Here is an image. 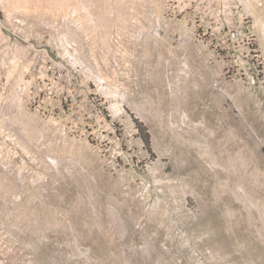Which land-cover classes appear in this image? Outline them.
<instances>
[{"label": "rangeland", "instance_id": "1", "mask_svg": "<svg viewBox=\"0 0 264 264\" xmlns=\"http://www.w3.org/2000/svg\"><path fill=\"white\" fill-rule=\"evenodd\" d=\"M210 2L0 0V264H264V0Z\"/></svg>", "mask_w": 264, "mask_h": 264}, {"label": "trees", "instance_id": "2", "mask_svg": "<svg viewBox=\"0 0 264 264\" xmlns=\"http://www.w3.org/2000/svg\"><path fill=\"white\" fill-rule=\"evenodd\" d=\"M134 119H135L137 129H138V136L141 138L142 142L144 143V147L155 158L156 155L153 151V146H152V135L149 129L142 121H140L137 118H134Z\"/></svg>", "mask_w": 264, "mask_h": 264}, {"label": "built area", "instance_id": "3", "mask_svg": "<svg viewBox=\"0 0 264 264\" xmlns=\"http://www.w3.org/2000/svg\"><path fill=\"white\" fill-rule=\"evenodd\" d=\"M175 0H169L170 3H174ZM186 7L190 9V7H193L195 4H203L206 8H213L214 3L210 2V0H184Z\"/></svg>", "mask_w": 264, "mask_h": 264}]
</instances>
